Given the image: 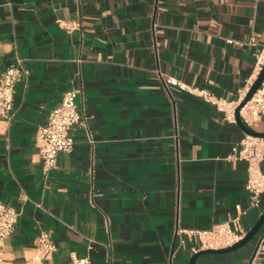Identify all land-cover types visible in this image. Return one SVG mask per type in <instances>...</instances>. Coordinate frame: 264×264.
Wrapping results in <instances>:
<instances>
[{"label":"crops","instance_id":"1","mask_svg":"<svg viewBox=\"0 0 264 264\" xmlns=\"http://www.w3.org/2000/svg\"><path fill=\"white\" fill-rule=\"evenodd\" d=\"M262 54L264 0H0V75L19 60L29 73L0 120V201L21 213L0 264H189L203 250L177 232L237 206L247 234L264 194L251 209L247 163L230 157L248 135L190 91L234 108ZM74 89L91 139L76 125L45 173L37 130ZM250 129L264 133V113ZM43 233L56 251L39 261ZM263 234L196 264H249Z\"/></svg>","mask_w":264,"mask_h":264},{"label":"built area","instance_id":"2","mask_svg":"<svg viewBox=\"0 0 264 264\" xmlns=\"http://www.w3.org/2000/svg\"><path fill=\"white\" fill-rule=\"evenodd\" d=\"M264 66V55L257 59L256 68L259 73ZM28 71L24 68L23 62L10 66L0 75V120H9L12 117L15 85L22 77L28 76ZM168 83L186 89L176 79H169ZM255 81H252L246 91H242L240 99L230 108L222 99H214L205 91H190L204 98L207 102L213 103L220 112H225L226 118L232 123H236L235 111L244 101ZM82 94V89H74L64 94L61 105L53 110L45 124L41 125L36 133V147L43 160L44 172L49 173L55 167L59 153H72L75 146V139L72 130L76 125L84 127L91 134L84 115L80 112L77 97ZM264 113V83L240 111L241 119L247 127L260 120ZM230 159L245 161L247 163V183L246 190L250 193L251 209H259L261 196L264 194V172L262 163L264 161V138L246 136L236 146ZM236 217L212 226L208 230L185 231L179 230L177 235L183 240V236L199 244L201 250H218L234 246L244 239L247 235L241 225L240 219L247 214V210L237 206ZM21 213L14 207L8 206L0 201V257L2 256L3 246L15 232L19 223ZM91 249V247H90ZM56 251V245L49 233H43L38 241L37 253L39 261L47 259ZM199 250L194 249V254ZM264 252V234L259 238L257 249L253 252L249 264H261L260 256ZM71 264H92L89 256L81 257L76 254L71 256Z\"/></svg>","mask_w":264,"mask_h":264},{"label":"water","instance_id":"3","mask_svg":"<svg viewBox=\"0 0 264 264\" xmlns=\"http://www.w3.org/2000/svg\"><path fill=\"white\" fill-rule=\"evenodd\" d=\"M264 83V66L262 68V71L259 73L255 83L251 87L249 93L245 97L244 101L239 105V107L235 111V120L237 126L248 136H253L257 138H264V133H259L256 132L246 125H244L241 116H240V111L242 108H244L247 103L253 98V96L257 93V91L260 89L262 84ZM264 228V213L261 215L260 219L256 222V224L252 227V229L247 233V235L244 237L243 240L235 244L234 246L226 249H218V250H203L200 251L196 254H194L191 259L189 264H196L197 260L204 255L212 254V255H223V254H229L235 251H238L248 245H250L253 241L256 240L258 235L261 233L262 229ZM259 242V240H258ZM258 242L256 243L255 250L257 249Z\"/></svg>","mask_w":264,"mask_h":264}]
</instances>
